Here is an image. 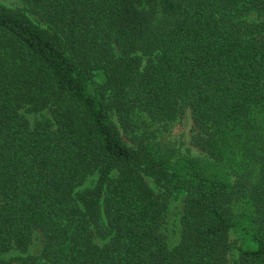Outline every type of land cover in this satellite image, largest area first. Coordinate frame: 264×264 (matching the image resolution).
Segmentation results:
<instances>
[{"label":"trees","instance_id":"16d2710c","mask_svg":"<svg viewBox=\"0 0 264 264\" xmlns=\"http://www.w3.org/2000/svg\"><path fill=\"white\" fill-rule=\"evenodd\" d=\"M17 1L0 4V264H264V0ZM186 112L203 161L165 148ZM36 231L38 257L4 259Z\"/></svg>","mask_w":264,"mask_h":264},{"label":"rangeland","instance_id":"374dc122","mask_svg":"<svg viewBox=\"0 0 264 264\" xmlns=\"http://www.w3.org/2000/svg\"><path fill=\"white\" fill-rule=\"evenodd\" d=\"M0 4L13 8V9H22V4L17 0H0ZM263 18H259L257 15H250L247 20L251 21H261ZM25 118L33 124L35 119H40L39 116L29 115L23 113ZM193 123L191 120V116L189 112H186L182 121L179 124H175L173 128L164 135L165 148L170 149V146H175L176 153L185 154L189 153L193 157L203 161L205 159V155L199 152L197 149L193 148L190 145L191 136L193 135ZM124 142L128 146H132V143L123 136ZM233 179V178H232ZM146 182L150 185V187L154 190V192H158L155 183L150 178H145ZM246 201L241 200L236 202L231 211L233 214V219L236 220L239 218L243 210H246L248 205L245 203ZM183 209V196H176L171 199L167 206L166 212V220L161 227L162 234L166 237L168 247L173 249L175 246L179 244L180 241V218L182 216ZM95 244L98 246H102L103 242L97 237H94ZM229 242L231 244V251L229 260L232 262L233 258L236 255V250L240 246L241 237L238 231L232 230L229 233ZM43 247L42 236L39 232H34L31 237V244L29 250L26 254H20L17 251H11V253L7 254L4 259L6 261H10L13 257L21 256H32L38 257Z\"/></svg>","mask_w":264,"mask_h":264}]
</instances>
